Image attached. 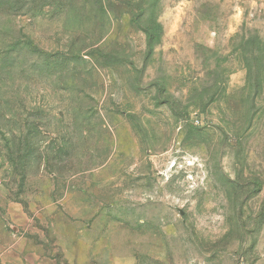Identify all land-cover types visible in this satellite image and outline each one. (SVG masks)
<instances>
[{
	"label": "rangeland",
	"instance_id": "1",
	"mask_svg": "<svg viewBox=\"0 0 264 264\" xmlns=\"http://www.w3.org/2000/svg\"><path fill=\"white\" fill-rule=\"evenodd\" d=\"M0 264H264V0H0Z\"/></svg>",
	"mask_w": 264,
	"mask_h": 264
}]
</instances>
